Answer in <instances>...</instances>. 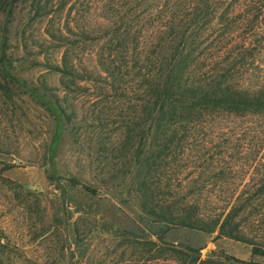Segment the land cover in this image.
I'll use <instances>...</instances> for the list:
<instances>
[{"label":"rangeland","instance_id":"rangeland-1","mask_svg":"<svg viewBox=\"0 0 264 264\" xmlns=\"http://www.w3.org/2000/svg\"><path fill=\"white\" fill-rule=\"evenodd\" d=\"M256 1L218 6L209 44L235 58L237 84L259 88L264 0ZM39 2L0 17V264H192L194 257V264H264L250 244L168 226L144 211L137 153L149 142L146 86L113 38L112 12L128 0ZM68 51L74 67L64 60ZM55 103L64 114L49 108ZM203 126L185 153L176 142L158 159L155 200L172 206L181 185L197 183L213 208H230L245 193L259 204L245 219L264 218L257 193L264 114L220 113ZM71 177L98 193L73 187Z\"/></svg>","mask_w":264,"mask_h":264},{"label":"trees","instance_id":"trees-1","mask_svg":"<svg viewBox=\"0 0 264 264\" xmlns=\"http://www.w3.org/2000/svg\"><path fill=\"white\" fill-rule=\"evenodd\" d=\"M26 1L0 0V17H10L16 5ZM32 1L34 8L39 9L37 5L41 2ZM131 1L136 5L131 6ZM131 1L128 0L127 8L124 6L112 12L117 26L113 38L116 49L143 70L146 86L143 113L144 122L148 125L146 140L149 142L142 144L137 153L144 211L168 226L217 233L219 238L250 244L254 254L264 256V218L245 219L259 205L254 198L244 199V193L231 203L230 208L220 210L212 207L213 200L202 201L206 186L194 183L181 185L178 199L175 198L172 206H163L155 200L150 184L158 159H162L176 142L180 152L189 150L194 145L191 143L194 134L203 130V124L209 118L220 113L264 114V87L237 84L234 79L238 68L235 58L224 57L223 51L212 53L210 50L213 46L209 44L210 30L221 11L218 6L228 0ZM260 1L256 3L260 4ZM243 50H246L245 46L239 53ZM5 52L1 47L0 69L4 66ZM64 60L74 67L69 51L65 53ZM51 106L49 108L54 113L64 114L60 105L55 103ZM142 151L146 156L140 160ZM69 183L73 187L82 186L93 195L98 193L97 189L83 184L78 178L71 177ZM257 193L264 194V186L257 189ZM177 253L189 257L183 252ZM198 259L191 258L190 263L194 264Z\"/></svg>","mask_w":264,"mask_h":264}]
</instances>
